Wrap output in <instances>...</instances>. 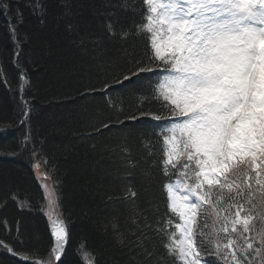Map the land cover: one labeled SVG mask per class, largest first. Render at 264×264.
<instances>
[{
    "label": "snow or ice",
    "instance_id": "6c2138e0",
    "mask_svg": "<svg viewBox=\"0 0 264 264\" xmlns=\"http://www.w3.org/2000/svg\"><path fill=\"white\" fill-rule=\"evenodd\" d=\"M135 3L136 0L132 5L128 0L123 3L126 10L143 13L144 22L135 24V32L117 33L111 23L107 31L111 36L118 34L122 40L135 37L147 41L143 53L130 60L135 67L115 79L116 84L128 81L143 85V91L134 93L138 95L137 112L124 120L118 116L116 123L148 118L153 122V132L141 133L149 137L145 143L148 154L153 155V136L162 145L159 163L154 162L162 176L150 177V182L163 181L161 195L168 213L157 219L153 230L162 237L173 264H264V227L258 229L255 223L258 220L264 224V0H142V9L134 7ZM28 7L41 17L46 11L41 0H33ZM0 13L5 15L13 44L11 62L19 72V124L26 126L33 109L24 96L30 81L22 64L23 42L18 30L23 13L17 8L14 18L7 0H0ZM64 15H71L67 7ZM68 28L71 30L72 25ZM0 81L8 84L2 64ZM110 86L105 83L104 88ZM30 146L33 169H46L37 179L44 181L40 185L45 190L40 211L47 218L51 245L41 254L37 235L32 238L37 247L29 252H20L3 239L0 250L19 259L20 264H67L71 230L59 203L55 170L31 144L30 132L26 131L19 141L16 154ZM249 172L254 177H248ZM241 173L254 179L258 189H251L250 183L244 188L236 184ZM225 188L228 207L224 211L228 215L223 217L220 231L227 235L214 238L215 230L209 233L203 229L208 227L207 220L213 214L220 219ZM255 191L261 195L256 197ZM10 196L19 210H31L27 198L15 192ZM136 196L129 188L122 198L134 204ZM244 203L248 205L247 211ZM6 204L7 199L0 201V205ZM257 208L261 209L259 213ZM173 217H179V221ZM132 224L139 230L135 218ZM144 226L152 227L146 218ZM110 228L117 246L140 250L130 256V264H144L137 256L147 260L154 255L144 247L147 236L143 232L137 235L133 231L131 235L136 239L130 241L115 218ZM16 232L14 239L23 245L24 233L19 222ZM252 232L255 236L249 235ZM221 239L225 240L223 247ZM75 255L79 264H97V254L84 242L75 249ZM37 256L40 258H34Z\"/></svg>",
    "mask_w": 264,
    "mask_h": 264
},
{
    "label": "trees",
    "instance_id": "16d2710c",
    "mask_svg": "<svg viewBox=\"0 0 264 264\" xmlns=\"http://www.w3.org/2000/svg\"><path fill=\"white\" fill-rule=\"evenodd\" d=\"M7 2L14 18L17 8L23 13L18 30L23 42L22 64L30 81L24 95L33 110L27 125L19 126V96L14 87L18 77L11 62L13 44L5 15L0 13V64L8 81L7 85L0 81V201L7 199L6 206L0 205V239L20 252L36 248L37 242L32 238L37 235L41 254L51 245L47 218L40 211L44 192L32 167L31 146L16 154L27 131L31 144L55 170L59 203L71 230L67 264H79L75 249L81 242L97 254V264H130V256L140 250L129 251L115 244L110 234L114 218L128 240L136 239L131 235L133 231L146 234L144 247L154 255L147 260L143 256L137 259L144 264H173L162 237L153 230L157 219L168 213L161 195L163 181L150 182V177L162 176L154 166V162L159 163L162 145L153 136V155H149L145 148L149 137L141 135L153 132V122L144 118L116 123L118 116L124 120L137 112L138 95L134 93L143 91V85L128 81L116 84L115 79L135 67L130 60L143 53L147 41L111 36L107 25L111 23L117 33H134L135 24L144 22L143 13L126 10L124 0H41L46 10L41 17L28 7L33 0ZM128 3L132 5L133 0ZM66 7L70 16L64 15ZM134 7L142 9V0H136ZM105 83L111 86L105 89ZM104 124L109 127L104 128ZM254 175L248 173V177ZM248 177L241 173L236 184L244 188L250 183L251 189H258L255 180ZM129 188L137 193L134 204L122 198ZM13 192L27 198L31 210H19L11 199ZM224 193L221 204H226L228 192ZM260 195V191H255L256 197ZM227 207L228 204L224 206ZM247 209L244 203V211ZM260 211L256 209V213ZM133 218L139 230L132 224ZM145 218L152 227L145 228ZM173 219L178 222V217ZM17 222L24 233L23 245L14 239ZM255 223L258 229L264 227L258 220ZM249 235L255 236V232ZM0 264H20V260L0 250Z\"/></svg>",
    "mask_w": 264,
    "mask_h": 264
},
{
    "label": "rangeland",
    "instance_id": "374dc122",
    "mask_svg": "<svg viewBox=\"0 0 264 264\" xmlns=\"http://www.w3.org/2000/svg\"><path fill=\"white\" fill-rule=\"evenodd\" d=\"M33 163H35V161L33 162ZM35 171V174H36V177L38 176V174H40V173H43V172H45V170L42 168V167H39V168H37V169H35L34 170ZM253 174V173H252ZM38 180V179H37ZM38 182H39V184H41V183H43L44 181L41 179V180H38ZM235 189V192H236V188L235 187H233L232 188V192H233V190ZM57 190V189H56ZM224 191L226 192H228V189L226 188V189H224ZM43 192H45V190L43 189ZM223 198V197H222ZM237 199H239V198H237ZM220 203H221V201H220ZM221 205H223V207L222 208H220V209H222V210H219V217H220V219L219 220H217V218H216V215L214 216V215H212L211 217H209L208 218V220H207V223H208V227L207 228H205V229H203L205 232H209V233H212L213 232V230H215V233H214V238H220V237H222V235H223V233L224 232H222V231H220V229L224 226L223 224H222V220H223V217L224 216H227V215H225V211H224V206H227V204H221ZM178 221H179V217H178ZM231 218H229V223L227 224V227L229 228L231 225ZM172 230H174V229H171V231ZM177 235H179L178 233H177ZM223 241V239H221L220 240V244H221V247H223L222 245L224 244V241ZM222 242V243H221Z\"/></svg>",
    "mask_w": 264,
    "mask_h": 264
},
{
    "label": "bare ground",
    "instance_id": "6f19581e",
    "mask_svg": "<svg viewBox=\"0 0 264 264\" xmlns=\"http://www.w3.org/2000/svg\"><path fill=\"white\" fill-rule=\"evenodd\" d=\"M13 69H14V71H15L16 76L19 78V72L17 71V69H16L14 66H13ZM18 78L15 79V80H16V81H15L16 84H15V86H14L15 88H17V90H16L17 93H18V84H19V83H17V81H18L17 79H18ZM24 94H25V93H24ZM18 96H19V95H18ZM24 96H25V95H24ZM17 123H18L19 126L22 127V125L19 124V120H18Z\"/></svg>",
    "mask_w": 264,
    "mask_h": 264
}]
</instances>
